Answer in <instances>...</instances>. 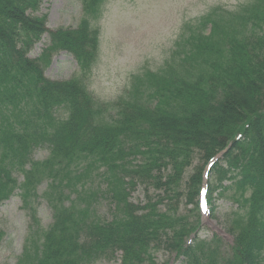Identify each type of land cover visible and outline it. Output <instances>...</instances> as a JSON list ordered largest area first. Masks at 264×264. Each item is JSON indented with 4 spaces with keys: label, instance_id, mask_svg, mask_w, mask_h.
<instances>
[{
    "label": "trees",
    "instance_id": "obj_1",
    "mask_svg": "<svg viewBox=\"0 0 264 264\" xmlns=\"http://www.w3.org/2000/svg\"><path fill=\"white\" fill-rule=\"evenodd\" d=\"M80 1L78 25L51 31L47 17L38 16L42 0H0V204L19 188L29 209L44 176L54 193L47 192L52 224L31 264H93L116 254L120 264H157L153 252L161 247L183 264H264V35L257 28L264 0L224 23L228 33L216 41L202 32L213 28L211 14L203 17L179 44L175 67L148 74L141 93L135 87L110 108L96 105L78 79L44 75L60 53L73 58L80 75L91 73L99 54L91 21L104 0ZM44 35L49 44L30 58ZM40 147L49 156L34 162ZM217 155L206 201L213 213V195L229 191L237 206L227 222L230 253L219 239L198 237L203 166L184 182L194 158L207 164ZM92 170L101 195L78 205L70 197L81 196ZM140 184L155 188L157 198L133 204L130 194ZM100 197L111 205L110 220L96 213Z\"/></svg>",
    "mask_w": 264,
    "mask_h": 264
},
{
    "label": "rangeland",
    "instance_id": "obj_2",
    "mask_svg": "<svg viewBox=\"0 0 264 264\" xmlns=\"http://www.w3.org/2000/svg\"><path fill=\"white\" fill-rule=\"evenodd\" d=\"M262 6V0H104L98 18L91 21V26L99 33V54L91 73L80 75L73 58L60 53L52 57L44 75L52 81L78 79L96 105L110 108L129 92L133 96L135 87H140L141 93L148 84V74H159L167 63L175 67L178 57L183 54L179 44L183 45L191 36L190 33L194 34L203 17L211 14L213 28L208 25L203 27L202 32L212 33V40L216 41L228 33V26L224 28V23L229 22L230 26V22H236L239 19L237 15H241L244 8L250 12ZM44 15L47 17L48 30L75 28L83 17L81 1L42 0L38 16ZM257 28H261L264 35V23ZM48 44V36L44 35L29 57L38 58ZM172 57H175L174 61ZM99 120L105 121L106 117L101 116ZM48 156L49 150L40 147L34 150L32 159L41 162ZM218 159L219 156L215 161ZM205 165L201 158H194L184 175V182L195 167L203 166L201 189L204 190L206 186L209 188L212 171L206 172ZM14 172L17 185L22 184V174ZM46 178L44 176L40 180L41 183L30 199L29 209L23 206L19 188L0 204V264H31L36 254L35 247L42 241L43 233L51 227L52 210L48 205L47 194L50 189ZM95 181V172L92 170L83 180L85 189L81 196L78 198L77 194H72L70 199H75L78 205L93 204L95 197L101 195L98 190L100 186H95ZM158 195L159 192L152 186L140 184L131 192L130 201L144 205L148 199L155 200ZM213 196L216 199V210L212 213L205 203L204 193L200 194L201 225L198 237L208 241L217 238L221 242V250L230 253L233 236L227 231V222L233 219L232 213L237 206L229 198V191L223 196L216 197L217 193ZM110 210L109 201L100 197L96 205L97 215L104 221L110 220ZM32 213L34 217H31ZM26 246L29 248L27 252ZM153 254L157 264H183L181 259L164 247L154 250ZM119 259L120 254H116L113 259H101L93 264H120Z\"/></svg>",
    "mask_w": 264,
    "mask_h": 264
}]
</instances>
